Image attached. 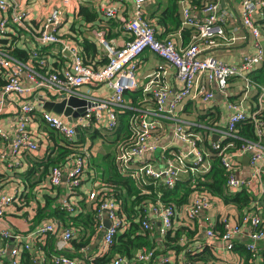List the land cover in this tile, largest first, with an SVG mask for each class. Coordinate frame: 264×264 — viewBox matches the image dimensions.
Returning <instances> with one entry per match:
<instances>
[{
  "label": "crops",
  "instance_id": "crops-1",
  "mask_svg": "<svg viewBox=\"0 0 264 264\" xmlns=\"http://www.w3.org/2000/svg\"><path fill=\"white\" fill-rule=\"evenodd\" d=\"M16 1L19 2L22 10H28L25 20L21 25L9 24L6 35L0 36V38L5 39L4 44H10L12 47L30 50V52L35 49L38 50L37 56L44 58L46 61L44 71L60 70L68 64L69 60V56H63L60 51V44L38 46L36 43L35 36L41 27L42 20L53 7L61 9L62 20L57 32L62 40L75 44L83 60L85 59L95 69L101 68L106 62V52L102 40L114 46H121L129 38L123 19L132 14L133 7L130 0H125L120 4L114 17H107L103 14L104 6L110 4L112 0H69L68 4L63 3V0ZM191 1L182 0L180 9L182 10L184 6L190 7L192 5ZM213 1H217L220 9L227 12V20L224 25L226 37L217 39L216 45L203 49L201 55H212L229 64H237L243 54L254 52L252 37L240 19L242 0H199V3L204 4ZM154 3L155 0H146L144 12L145 16L153 23L156 35L161 38H173L177 47L188 44L194 33L193 28H174L173 24H167L165 26L167 32L165 33L163 26L157 23V17H150L152 11L155 12L158 9V7H154ZM81 8L92 14V19L81 14ZM198 8L193 7L192 13L197 19H201L203 13ZM161 9L162 6L159 7L156 14H159ZM255 15L256 23L262 35L261 43L264 45V6ZM2 16L3 13H0V18ZM2 44L0 42V47L3 46ZM11 55L19 58L17 55ZM29 60L30 57L25 62H31ZM161 64L164 65L163 68L166 73L161 75L160 81L170 88L169 98L173 97L179 88L175 68L165 64L155 53L145 50L138 58L135 67L137 87L124 93V106L119 108L117 112L118 116L119 113L132 110L137 112L138 116L146 119L159 120L161 127L156 134V143L159 147L143 156L144 160L155 167L163 166L169 154L188 149L189 144L187 141H181L173 135V129L177 123L181 124L186 130L199 134L203 140L202 144L205 146L204 141H207L209 145L212 139H225L224 130L230 113L226 107V99L220 93L216 84L205 82L203 78L200 80L199 85L205 84L206 88L214 92V97L210 102H203L198 97H188L177 105L174 116L164 112L158 113L155 110L156 105L152 94L143 91V88L147 85L150 74L155 72ZM0 80H3L1 75ZM259 83L264 85V81ZM31 85V82L25 81L26 87H31ZM75 92L80 95H76L80 98L108 99L113 94V89L106 83H99L95 86H80L75 89ZM241 92L242 84L239 77L231 78L228 99H238ZM6 98L5 105L0 112V125L6 132V138L0 137V196L8 195L12 198V201L3 208V214L0 216V247L7 250L16 247L19 250L17 256L19 264H53L52 258L57 255L80 258L82 251L75 250L71 240L68 242L62 240V232L65 228L70 227L73 229V238L79 236V230L72 226V222L69 221L65 223L67 226L60 224L58 218L52 215L53 209L56 206L62 207V203L66 202L73 207L71 210L73 215H77L80 210L84 212L90 210L92 206L91 201L87 198L88 194L93 190L98 193L106 186L107 176L111 174L109 168H112L111 166L114 164L113 160L117 146L124 138L126 131L116 132L117 127L113 131H108L104 121L91 123L88 130H85L83 140L72 144L75 152L80 153L85 149L87 154L80 185L75 190H70L66 182H62L60 185H51L48 177L50 168L44 171L43 164L46 163L48 157L52 158L56 155L58 147L64 146L65 142L63 140L65 137L43 122L41 111L44 109L45 102H58L60 99L56 100L55 97H52L49 93H44L42 90H39L38 95L33 93L32 95H26V97H19L12 94ZM24 100H29L35 106V111L31 115L27 129L37 142L38 149L13 154L11 152V142L17 127L16 112ZM257 103L258 89H254L246 99L245 111L251 115L256 109ZM72 109V113L76 115L77 109ZM47 111L63 119L65 118L64 115H59L52 109ZM76 117H72L71 121L73 122ZM131 120L132 117L129 119L130 125ZM78 130V137L75 134L73 141L80 138V128ZM106 134H111V143L108 141ZM58 136H61V139ZM261 144L264 146V137L261 139ZM235 150V147L229 148L231 152ZM157 152H159L158 155ZM193 160L194 157L190 155L187 157L186 163L192 165ZM206 163H209L210 168V157L205 160ZM233 164L234 172L239 177H248L253 172L247 153L234 154ZM188 173L191 172H182L180 176ZM195 173L200 172H193L192 174ZM261 175V180H258L257 177L254 178L250 187H239L235 190L228 189L233 192L242 188L249 189V204L242 208L231 202L226 203L221 197L204 190H194L187 201L182 204H176L172 201L175 206V214L172 219V226L168 230V236L174 237L175 234H178V237L176 242L171 243L170 241L171 245L165 246V235L161 233V220L158 214L152 212L149 207L146 211L151 223L149 237L153 240L152 243H155L156 252L160 255V253L170 252L172 245L183 246V248L174 252L175 259L169 264H182L186 262V259L189 260L188 264H243L244 259L237 249L241 247L247 249L250 229V221H244L243 216L248 215V213L257 214L262 218L264 225V197L261 192L264 189V167ZM200 192L205 193L210 205L194 219H189L187 208L192 199ZM222 218H228L241 228L240 233L233 238V244L237 249L234 247L231 251L226 250L220 240L216 238L210 241L205 235V230L208 227L217 232V229L221 227ZM49 223L54 226L53 232L47 233L44 238L35 235V231L39 226ZM103 223V228L110 225V221L107 219H104ZM4 231L9 232L11 237H4ZM103 232V229H99L96 235L91 238L90 245L83 250L84 255L102 256L105 253H102L104 247ZM189 256L191 259H189ZM9 260L10 257L7 252L0 259V264H9ZM249 263L264 264V242H259L258 252L252 255Z\"/></svg>",
  "mask_w": 264,
  "mask_h": 264
},
{
  "label": "built area",
  "instance_id": "built-area-1",
  "mask_svg": "<svg viewBox=\"0 0 264 264\" xmlns=\"http://www.w3.org/2000/svg\"><path fill=\"white\" fill-rule=\"evenodd\" d=\"M123 1L125 0H112L110 4L104 6L103 14L107 17H114ZM130 1L133 7L132 14L123 19L129 38L121 46H114L102 40L106 52V62L101 68L95 69L86 64L77 46L67 40H62L57 32L62 20L59 7L51 8L44 16L35 39L38 46L60 44V51L63 56H69L66 66L56 71H44L46 61L37 56L38 50L35 49L30 52L29 61L31 62H25L13 57L7 50L0 47V75L4 81V84L0 85V112L8 95L15 94L19 97H26V95L33 93L38 95L39 90H42L44 93H49L55 97L56 100H61L72 95L80 96L75 92V89L80 86H95L99 83H106L113 89V94L108 99L88 98L91 104L85 105L83 113L78 114L73 122L68 121L67 117L63 119L44 109L41 111V118L49 128L61 134L68 141L74 140L75 127H89L95 121H104L107 130L113 131L117 126L118 109L124 106V93L137 87L135 67L138 58L143 51L148 50L159 56L165 64L175 68L179 85L178 91L172 98H169L170 88L160 81L161 75L166 73L163 68L164 65H159L158 69L150 74L143 91L152 94L156 105L155 110L158 113L164 112L174 116L177 105L185 98L198 97L203 102H210L214 97V92L206 88L205 84L199 85V82L202 78L205 82H214L225 97L226 107L230 111L225 125L224 138L234 137L237 123L247 118H250L254 123L257 136L256 140L243 142L233 152L229 151V148L234 147L232 142L222 144L223 140H210V149L217 151L221 165L227 171L226 186L230 190H235L239 187L252 186L253 179L256 177L261 180V171L264 167V146L261 144V139L264 137V119L259 118V116L264 104V85L257 82L251 73L264 60L262 35L255 20V14L264 6V0L241 1V23L248 29L252 37L254 52L243 54L237 64H229L212 55H201L203 49L216 45L217 39L226 37L224 25L227 20V12L220 9L217 1L203 4L200 8L203 13L201 19H197L192 13V8L196 9V5L182 8L181 26L191 27L194 30L189 43L182 47H177L171 37H157L153 23L145 16L144 4L146 0ZM63 3L68 4L69 0H63ZM0 13H3L0 18V36H4L8 31L9 24H23L28 10H22L16 0H0ZM235 77H239L241 80V96L236 100H229V81ZM25 81L31 82V87H26ZM254 89H258V103L250 115L245 111V104L247 97ZM73 109L76 110L77 107H73ZM34 111L35 106L29 100H24L17 109V127L11 142L13 154L38 149L37 142L27 129V124ZM160 127L159 120L132 116L130 134L126 139L120 141L115 154L118 171L122 175H128L137 182L152 180L156 186L161 184L170 188L175 185L182 172L204 173L208 171L209 163L205 164V160L209 158L210 150L203 146V140L199 134L186 130L179 123L175 125L173 135L181 141H187L188 149L169 154L161 167H155L144 160L143 156L147 152H153L159 147L156 143V134ZM0 137L6 138V132L1 125ZM241 153L249 155V163L253 167V172L248 177H239L234 172L233 156ZM190 155L194 157L192 165L186 163V159ZM86 156V150L83 149L80 153L73 154L64 168L52 167L48 174L50 184L60 185L62 182H66L70 190L77 189L84 173ZM261 192L264 197V189ZM96 196L97 191L93 190L89 192L87 198L95 208L99 229L104 230L102 235L104 244L102 253H104L113 243L114 236L121 226V221L117 217L119 206L115 198L109 197L97 201ZM11 201L12 198L8 195L0 196V216L3 214V208ZM209 205L208 197L205 193L200 192L189 204L187 217L194 219ZM62 207L69 211L73 209L66 202L62 203ZM150 208L152 212L158 214L161 220V233L165 235L172 226V219L175 214L174 204L157 200ZM104 219L110 221L107 228H103ZM243 220L250 221L249 241L246 247L253 255L258 252L259 242H264L263 220L259 215L250 213L243 216ZM221 223L223 224L222 232H216L213 228L208 227L205 230V235L210 241L217 238L226 250L231 251L234 247L233 238L240 233L241 228L228 218H222ZM141 227L143 230L151 228V223L146 214L141 221ZM53 231L54 226L49 223L39 226L35 235L44 238L47 233ZM73 234L72 228H65L62 232L63 242L70 241ZM3 235L6 238L11 237L7 231H4ZM7 252L10 257L9 264H19L17 259L19 250L16 247L9 250L0 247V259ZM174 259L175 253L173 251L157 255L153 250L144 248L137 253L135 262L137 264H169ZM52 262L53 264H81L79 258L64 255L53 257ZM111 262L112 264H129L127 259L118 256L114 257Z\"/></svg>",
  "mask_w": 264,
  "mask_h": 264
},
{
  "label": "trees",
  "instance_id": "trees-1",
  "mask_svg": "<svg viewBox=\"0 0 264 264\" xmlns=\"http://www.w3.org/2000/svg\"><path fill=\"white\" fill-rule=\"evenodd\" d=\"M181 1L182 0H155L154 7H158V9L155 12L153 10L150 17H157V23L163 26L165 33L167 32L165 29L167 24H173L174 28L182 27V14L180 9ZM191 4L196 5L199 8L203 6V3L200 4L199 0H192ZM160 6H162V9L159 14H156ZM80 13L86 18L92 19L93 17L92 14H89L83 8L80 9ZM4 41L5 39L0 38V42L3 43L2 48L14 56H19L18 59L25 61L30 57V50L12 47L10 44H4ZM32 61L34 62L33 58ZM84 62L90 65L85 59ZM251 75L257 82L264 81V60L262 64L251 73ZM3 84L4 81L0 80V85ZM137 114V112L132 110H127L118 114V126H116L117 128L115 131H126V133H124L125 136L121 141L126 139L130 134L129 119L133 115L138 116ZM259 118L264 119V106ZM79 128L80 138L76 141H68L64 139V146L58 147L56 155L52 158L48 157L46 159V163L43 164L44 171H47V169H51L54 166L64 168L71 160L73 154L78 153L77 151H74V146L72 144L74 142L82 141L85 130H88L89 127ZM256 138L254 123L250 118H247L246 120L237 123L235 136L224 139L222 144L232 142L234 147L238 148L243 142L248 140L253 141L256 140ZM204 145L210 150L209 157L211 159V164L209 170L204 173H188L184 176H179L175 185L170 188L161 184L156 186L152 180L137 182L128 175H122L118 171L114 156V164L111 166L113 168L112 173L107 176L106 186L103 190L97 193L96 198L97 201L109 197L117 200L119 206L117 217L121 221V226L117 234L114 236L113 243L107 248L102 256L83 254V250L90 245L91 238L95 236L99 230V222L95 216V208L93 204L91 203L92 207L90 210L87 212L80 210L77 215H73L72 211L63 207L56 206L53 209L52 215L58 218L59 223L63 226H67V224H65L67 221L72 222L71 225L79 230V236L71 239V242L73 243L72 246L75 250L82 251L79 258L81 264H112L111 261L116 256L127 259L129 264H137L135 262L136 255L144 248L153 250V252L158 255L159 253L156 252L155 243H152L153 240L149 237L150 231L143 230L141 227V221L143 220L147 209L151 205H154L157 200H160L161 202L163 201L164 203H172V201H174L176 204H182L187 201L189 195L194 190H204L221 197L226 203H234L239 208L248 206L250 201L249 189L242 188L235 192L228 190L226 186L227 171L221 165L217 151L211 150L207 141H204ZM220 226L221 227L217 229V232L223 231V224L221 223ZM168 234V232L165 234V246L176 242L178 237V234H175L174 237H171L170 235L168 236ZM170 248H172L171 251L176 252L178 249L183 248V246L172 245ZM237 251L244 259L243 264H251L249 263L252 258L251 251L245 249V247H241L237 249ZM190 256L189 259H191ZM188 262L189 260L186 259V262H183L182 264H188Z\"/></svg>",
  "mask_w": 264,
  "mask_h": 264
},
{
  "label": "water",
  "instance_id": "water-1",
  "mask_svg": "<svg viewBox=\"0 0 264 264\" xmlns=\"http://www.w3.org/2000/svg\"><path fill=\"white\" fill-rule=\"evenodd\" d=\"M90 104H91L90 100L72 95L58 102L47 101L43 105V108L46 110L52 109L55 113L59 115H64L65 117H67L68 121H71L72 117L74 116L76 117L78 113L79 114L83 113L85 105L89 106ZM73 107H77L76 115L71 111ZM75 131H76V136L78 137V131H79L78 127H75Z\"/></svg>",
  "mask_w": 264,
  "mask_h": 264
},
{
  "label": "rangeland",
  "instance_id": "rangeland-1",
  "mask_svg": "<svg viewBox=\"0 0 264 264\" xmlns=\"http://www.w3.org/2000/svg\"><path fill=\"white\" fill-rule=\"evenodd\" d=\"M110 135L111 134H106V136L108 137V141L110 142ZM58 138H60L61 139V136H58ZM64 141V140H63ZM105 141H107L106 139H105ZM111 143V142H110ZM157 155L159 154V152H157L156 153ZM109 171L112 173V168H109Z\"/></svg>",
  "mask_w": 264,
  "mask_h": 264
}]
</instances>
